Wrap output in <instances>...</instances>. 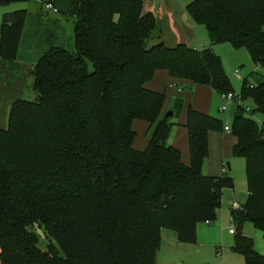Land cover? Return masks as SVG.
<instances>
[{
    "label": "trees",
    "instance_id": "trees-1",
    "mask_svg": "<svg viewBox=\"0 0 264 264\" xmlns=\"http://www.w3.org/2000/svg\"><path fill=\"white\" fill-rule=\"evenodd\" d=\"M73 12L74 52L52 46L33 60L35 100L14 101L0 127V264H155L162 231L194 244L197 225L217 218L233 180L202 173L208 135L225 133L222 121L187 107L183 165L167 143L165 96L145 84L165 71L216 96L233 88L210 47L148 46L156 20L143 13V0H74ZM186 12L205 27L210 46L245 49L264 69V0H194ZM26 19L23 10L3 14L0 63L15 62ZM247 81L239 96L253 108L236 107L229 126L247 198L231 221L251 223L264 237V128L252 118L264 115V76ZM182 104L176 100L174 116ZM135 120L153 126L142 151L133 148ZM32 225L53 242L46 249ZM233 250L245 264H264L243 235Z\"/></svg>",
    "mask_w": 264,
    "mask_h": 264
},
{
    "label": "rangeland",
    "instance_id": "rangeland-1",
    "mask_svg": "<svg viewBox=\"0 0 264 264\" xmlns=\"http://www.w3.org/2000/svg\"><path fill=\"white\" fill-rule=\"evenodd\" d=\"M171 1L175 3V0ZM26 3L18 0L7 6H1L0 19L4 12L12 13L24 9ZM172 11L175 17L178 18L177 15L179 13L177 9H173ZM160 13L163 19H165V13L161 11ZM42 15L44 13H41L39 18L32 13L27 15L18 49L17 64L19 63L21 67L25 64L24 62H27L25 60H30L31 58L35 60L40 54L52 46H62L65 50L74 52L73 23H52L54 21ZM200 30L204 34L200 36V47L198 48L202 49L205 43L204 40H207V31L204 26ZM148 46H150V42H148ZM211 49L220 58L224 72L231 83L235 95L239 96L245 79L248 80L247 83L249 84L260 80V76H264V69L257 67L252 62L251 57L245 49L235 50L229 44L214 45ZM235 71L239 72L241 79L234 76ZM161 78H158L160 87L162 86L161 84L166 83V78ZM9 83L15 84V80L11 79ZM21 86L19 89L4 90L0 93V126L2 128L6 127L8 110L12 100L15 98L31 102L35 100L32 92L31 78H27L26 84L23 83ZM189 86L193 87L190 83L182 86L184 93L190 92L188 90ZM192 94H195V92L192 91ZM172 98L175 99V96ZM219 106L220 100L214 95L211 99L210 114L220 119L224 126L229 127L233 115L236 112V106H229L224 113L218 111ZM241 107L250 110L253 108L251 102L247 100L241 103ZM173 109L171 108L168 111H172L174 117ZM173 117H171V120ZM252 118L260 128H264L263 114H254ZM151 132L152 130L147 133L146 137H150ZM231 143L232 140L229 136H221L220 138L216 134H213L210 139L209 155L203 163L204 175L212 174L216 175V177L229 176L233 180V189L227 188L223 190L222 203L217 218L210 222L209 225L205 223H199L197 225L196 241L194 244L179 243L173 232L167 230L162 231L160 247L155 257V264H245L243 256L233 250L235 240L239 235L249 238L253 243L254 251L264 256L263 234L251 223H243L241 228H238L231 221L232 204L237 203L241 207L247 198L244 160L231 155ZM221 162L224 165V172L221 171ZM29 229L37 236L38 246L41 249H46L48 245L53 243L41 227L32 225ZM230 230L233 231V235L229 234Z\"/></svg>",
    "mask_w": 264,
    "mask_h": 264
},
{
    "label": "crops",
    "instance_id": "crops-1",
    "mask_svg": "<svg viewBox=\"0 0 264 264\" xmlns=\"http://www.w3.org/2000/svg\"><path fill=\"white\" fill-rule=\"evenodd\" d=\"M21 1L27 2L26 7L22 9L23 11H26L27 15H30V13H32L37 18H39L41 13L42 14L44 13V16L48 17L49 20L51 19V21L54 22L74 23V14H73L74 0H21ZM193 1L194 0H175V3H173L171 0H143V13L153 14L156 20V31L153 35V38L150 40V46L156 45L158 43H163L169 48H173L178 45H185L189 48L198 51H202L208 47L212 48V46H210L207 33H206L207 40L206 41L204 40L205 42L204 47L202 49L198 48L200 47V36L204 34L200 30L202 26L196 25L186 12V6ZM46 3H50L56 9V12L45 11L43 6ZM164 6L165 8H163ZM173 9H177L179 13L177 15L178 18L175 17L172 11ZM160 11L162 13H165V19H163V16L160 13ZM5 13L6 12H4L3 14ZM3 14L1 15V19H0L1 21ZM17 58L15 62L11 64L0 63V93L1 91L3 92L4 90H15L17 88L19 89V87H22L21 85H23V83L26 84L27 78H31L33 83V78L31 75V71L33 68L32 58L30 60H25L27 62H24L25 64L23 65V67H21L19 63L17 64ZM161 77L166 78V83L161 84L162 86L160 87L158 78ZM11 79L15 80V84H13L14 82L9 83ZM184 84H189V83L180 80L171 79L165 71H156L154 73L153 79L150 82L146 83L145 87L148 90L164 94L165 101L161 115H164V113L169 109L174 108L177 99L182 100L183 104L180 113L178 115H175L171 120L173 126L171 128L170 136L167 143L169 146H172L179 150L181 154L182 164L188 166L189 165L188 132L184 128L186 122L187 107L191 106L196 111L211 116L210 114L211 99L215 94L211 89L206 87H199V86H193V87L189 86L188 90H190V92L184 93L182 88ZM192 91L195 92V94H192ZM173 96H175V99L172 98ZM13 97L15 96L13 95ZM17 99L19 98H15L14 100H12L10 106ZM152 129L153 126H150L145 122L138 120L133 121L132 130L135 132L136 135L135 140L133 142V148L135 150L142 151L146 147L149 140V137H146V135ZM213 134H216L220 138L221 136H229L232 140L231 143V148H232L235 139L230 134L209 133L208 135L209 151H210V139ZM224 170H225L224 165L221 162V171L224 172ZM202 173H203V166H202ZM205 176L216 177V175H212V174H207ZM209 224L210 223H208L207 225Z\"/></svg>",
    "mask_w": 264,
    "mask_h": 264
},
{
    "label": "built area",
    "instance_id": "built-area-1",
    "mask_svg": "<svg viewBox=\"0 0 264 264\" xmlns=\"http://www.w3.org/2000/svg\"><path fill=\"white\" fill-rule=\"evenodd\" d=\"M43 7H44L45 11L56 12V9L50 3L44 4ZM234 76L236 78H238V79H241V76H240L238 71L234 72ZM217 97L220 100V106L218 108V111L220 113L226 112L228 107L231 106V105H235L236 107H239V106H241V103H242L240 96H237L234 93L221 94V95H217ZM245 111H246V113H248L250 110L248 108H245ZM224 132L227 133V134H230V128L225 126L224 127ZM232 208L233 209H238L239 205L237 203H233L232 204ZM229 233L233 234V231L230 230Z\"/></svg>",
    "mask_w": 264,
    "mask_h": 264
},
{
    "label": "water",
    "instance_id": "water-1",
    "mask_svg": "<svg viewBox=\"0 0 264 264\" xmlns=\"http://www.w3.org/2000/svg\"><path fill=\"white\" fill-rule=\"evenodd\" d=\"M165 115H166L168 118L173 117V113H172V111H168ZM228 169H229V167H228Z\"/></svg>",
    "mask_w": 264,
    "mask_h": 264
}]
</instances>
